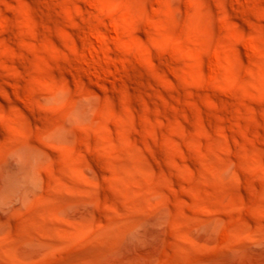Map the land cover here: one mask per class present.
<instances>
[{"label": "rangeland", "instance_id": "rangeland-1", "mask_svg": "<svg viewBox=\"0 0 264 264\" xmlns=\"http://www.w3.org/2000/svg\"><path fill=\"white\" fill-rule=\"evenodd\" d=\"M0 264H264V0H0Z\"/></svg>", "mask_w": 264, "mask_h": 264}]
</instances>
